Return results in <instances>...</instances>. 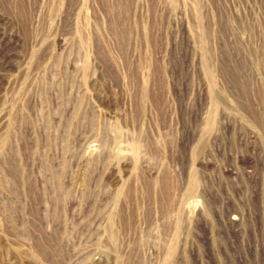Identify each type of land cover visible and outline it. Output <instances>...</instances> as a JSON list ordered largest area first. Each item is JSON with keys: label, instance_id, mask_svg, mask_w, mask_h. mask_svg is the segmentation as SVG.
I'll return each instance as SVG.
<instances>
[{"label": "rangeland", "instance_id": "374dc122", "mask_svg": "<svg viewBox=\"0 0 264 264\" xmlns=\"http://www.w3.org/2000/svg\"><path fill=\"white\" fill-rule=\"evenodd\" d=\"M0 264H264V0H0Z\"/></svg>", "mask_w": 264, "mask_h": 264}]
</instances>
